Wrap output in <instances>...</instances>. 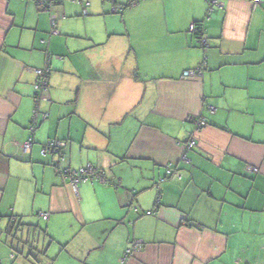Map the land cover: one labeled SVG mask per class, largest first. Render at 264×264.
<instances>
[{
    "label": "crops",
    "instance_id": "0c3cea01",
    "mask_svg": "<svg viewBox=\"0 0 264 264\" xmlns=\"http://www.w3.org/2000/svg\"><path fill=\"white\" fill-rule=\"evenodd\" d=\"M199 21L207 46L189 29ZM48 51L47 97L24 149L34 68ZM199 63L201 74L182 76ZM190 116L205 123L182 159ZM49 138L65 140L57 164L58 153L41 151ZM168 161L180 177H164ZM86 163L108 181L73 188L57 171ZM132 238L142 245L121 262ZM263 255V5L0 0V264H262Z\"/></svg>",
    "mask_w": 264,
    "mask_h": 264
},
{
    "label": "built area",
    "instance_id": "2783aa9c",
    "mask_svg": "<svg viewBox=\"0 0 264 264\" xmlns=\"http://www.w3.org/2000/svg\"><path fill=\"white\" fill-rule=\"evenodd\" d=\"M55 1V0H52ZM73 1H79L81 2L84 6H86L90 0H73ZM253 5L256 4H261L264 6V0H251ZM51 2V1H50ZM211 4L209 3L208 9L211 7ZM117 9V7H114ZM83 12H86V9H83ZM52 24V31L55 30V24L56 20L52 19L51 20ZM189 29L193 32L198 34L197 38L198 41L202 46H207L209 44L208 38L203 35L204 32V27L201 23L199 22H191L189 24ZM51 53L48 51L46 52V58H45V65L42 67H35V80L33 83L34 87V107L32 110L31 114V119L28 124V136L24 140L22 146L24 149L29 148L30 144L33 141V132L34 129L37 126V115H38V108H37V103L40 101V99H45L47 97V77H48V70H49V61H50ZM202 71V63L197 64L195 67L192 68H185L182 70V76H192V75H199L201 74ZM210 109H213L211 105H209ZM47 112H41L40 116L41 118H44L46 116ZM191 120L194 121V127L190 132H188L181 140L180 144L182 146V154L181 158L186 159V151L191 149L195 144H196V138L194 135V131L200 128L205 123V119L202 116H190L189 117ZM65 146V140L60 139V138H49L47 139L43 146H42V153H45L46 151H52L58 153L57 160L55 164L59 162V160H63L65 158V154L63 152V148ZM175 163L172 161H169L165 164V172L169 175L172 174H177L176 169H175ZM58 172H61L62 175L66 176L69 178L70 183L73 188H76V185L78 182L82 181H89L92 182L94 180H101V181H108V178L105 175V172L103 169L94 166L90 163H86L84 165H80L77 167H72V166H65L61 169L57 168ZM177 176H180V174H177ZM147 213L151 212L150 209L146 210ZM41 216L43 218L47 217V212H41ZM140 239H132V241L125 246L123 253L120 257L121 262H125L127 257L141 244ZM262 264H264V255H263V261Z\"/></svg>",
    "mask_w": 264,
    "mask_h": 264
},
{
    "label": "trees",
    "instance_id": "16d2710c",
    "mask_svg": "<svg viewBox=\"0 0 264 264\" xmlns=\"http://www.w3.org/2000/svg\"><path fill=\"white\" fill-rule=\"evenodd\" d=\"M39 1H41L42 2V4H44V5H46L47 3H49L50 1H52V0H39ZM130 2H131V0H130ZM46 3V4H45ZM121 7H123V6H121ZM194 34H196V33H194ZM197 35L198 34H196V37H197ZM45 65V62L43 63V65L42 66H44ZM42 66H37V67H42ZM49 71V70H48ZM47 86H48V77H47ZM34 88V87H33ZM43 112H47V111H43ZM41 113V112H40ZM46 116H47V114H46ZM45 116V117H46ZM196 145V144H195ZM169 162V161H168ZM172 162V161H171ZM167 163V162H166ZM175 163V162H174ZM176 165V164H175ZM102 169V168H101ZM175 169H176V173L177 174H180L179 172H178V170H177V168H176V166H175ZM177 174H172V175H176L177 176ZM172 175H169V174H167L166 172H165V174H164V177L165 176H172ZM177 177H180V176H177ZM145 212H146V210H145ZM145 212H143V213H145ZM132 239H134V238H132ZM132 239L128 242V244L132 241ZM127 244V245H128ZM126 245V246H127ZM142 245V242H141V244H140V246ZM138 248V247H137ZM43 252V251H42ZM123 253V252H122Z\"/></svg>",
    "mask_w": 264,
    "mask_h": 264
},
{
    "label": "water",
    "instance_id": "95a60500",
    "mask_svg": "<svg viewBox=\"0 0 264 264\" xmlns=\"http://www.w3.org/2000/svg\"><path fill=\"white\" fill-rule=\"evenodd\" d=\"M19 241H22V244H23V243H25V242H24L25 240H22V238H21V239H19Z\"/></svg>",
    "mask_w": 264,
    "mask_h": 264
}]
</instances>
